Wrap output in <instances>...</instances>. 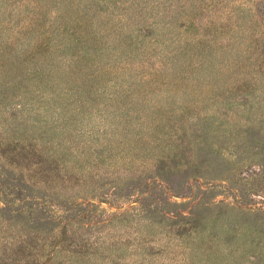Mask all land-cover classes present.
I'll return each instance as SVG.
<instances>
[{
    "label": "rangeland",
    "instance_id": "obj_1",
    "mask_svg": "<svg viewBox=\"0 0 264 264\" xmlns=\"http://www.w3.org/2000/svg\"><path fill=\"white\" fill-rule=\"evenodd\" d=\"M0 264H264V0H0Z\"/></svg>",
    "mask_w": 264,
    "mask_h": 264
}]
</instances>
